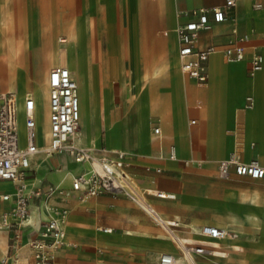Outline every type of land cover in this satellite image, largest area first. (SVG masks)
Instances as JSON below:
<instances>
[{"label":"crops","instance_id":"obj_1","mask_svg":"<svg viewBox=\"0 0 264 264\" xmlns=\"http://www.w3.org/2000/svg\"><path fill=\"white\" fill-rule=\"evenodd\" d=\"M95 1L96 6L100 9L98 14L99 19L97 21L100 24L103 22V25L102 27L90 28L89 26L88 28L84 22L90 16L91 6L94 0H0V38L2 40L0 50L6 53L10 52L11 49L8 45V39L16 36L20 38L19 44H22L20 48H24L23 53H26L25 55L37 52L42 49V37L56 36L59 29H62L65 33V36L61 35L63 36L61 39L64 38L62 42L66 43V39L71 38L73 40L74 67L71 71L78 81L81 119H83L84 124V130H82L80 123L79 141L84 145H97V143L89 140L88 133L90 132L96 135L98 132V139L93 140L100 144L98 146L116 148L117 146L115 144L108 142L106 100L109 96L112 102L117 105L119 96L120 100H122L129 77L132 78L135 76V79L137 78V62L134 58L133 51L136 53L137 60H139L137 53L139 52V46H141V40L143 38V26H141L140 35V27L137 22H144L146 19L145 17H139L137 15L138 17L136 20L134 19L132 28L127 24L125 30L114 33V30L108 29V22L114 18V5L123 6L125 1ZM224 1L175 0V9L177 12L178 9L190 10L202 6L213 7L222 4ZM261 1L263 5L260 8L252 7L253 0L239 1L234 9L233 18H227L222 22L215 23L211 29L201 31L199 46L206 47L214 44L219 47L225 42L226 45L235 36L234 29L238 33H244L254 29V33L248 42V57L244 59V67L249 69V53H251L253 47L258 48L264 54V38L260 34L264 31V0ZM108 3L111 4L109 11ZM158 18H164V16L161 15ZM62 20L63 23L60 27L59 22H62ZM13 21L18 22L16 28L10 27ZM127 22H129L128 17ZM162 22H165L166 25L162 29L163 34L166 29L172 32L173 30L168 26L173 23L174 27L176 18L172 21L165 19ZM159 24L158 27H160ZM157 35L159 34L157 33ZM174 35L177 41L178 58V40L176 33ZM164 36V39L169 38L170 32L168 35L164 34ZM27 39H30L31 46L26 45ZM92 40H95L96 50H92ZM106 48L108 52L117 55L119 59V66L117 68L120 70V75L115 78H111L107 74V68L103 63ZM219 49H222V47H219ZM218 52L223 55L221 50ZM214 53L210 55L208 60L209 82L212 55ZM224 59L226 60L225 57ZM227 62L230 61L227 60ZM128 69H130L129 73L127 72ZM115 83L119 84L118 89H115ZM123 85L125 86L124 89ZM0 88L14 90L18 94L17 89L14 87L5 88L0 83ZM192 91V107L199 110L203 109L210 98V86L208 98L203 107L196 105L197 88L195 79L192 82ZM250 93L256 97V105L251 109L245 108V110L256 108L258 103L256 92L251 91ZM247 95L243 99L244 106ZM82 107L88 113L84 112L82 114ZM262 108L252 113L251 117L256 118L262 116V112H264ZM113 111L114 109L111 108L110 113L112 114ZM49 112L50 106L48 119ZM190 112L188 113L190 114ZM192 118L197 119L195 124L200 120L194 114L188 120L189 126L195 125L190 123ZM178 122H180L179 117H175L173 123L176 124ZM155 124L161 125L163 145L168 150L169 145L174 144L172 141L174 138L170 137L169 140H166L163 132L164 123L161 120L155 121L150 126V134L152 137L151 130ZM235 128L238 130L242 128L240 114L238 115L237 112H235L234 125L231 128V150L223 158L229 157L236 148V140L234 141L233 133ZM81 133H83V137ZM243 136L245 144L239 140L240 144L238 148L242 153V157L248 161L258 159L264 165V130H258L256 132H245L244 130ZM128 140L127 144L130 147L127 150L121 147L117 148L129 152L128 168L135 174L138 184L143 188L156 187L172 191L176 195L172 198L159 197L150 193L148 199L163 217L180 219L181 225L178 229L180 235L184 238H194L195 242L202 243L215 242L206 237L194 235L195 233L192 232V227H190L191 223H197L200 226L203 224H215L226 227L231 231L225 224L212 222L218 220L217 217H203L204 213L212 215L219 212L220 195L218 188L221 182L236 184L238 186L237 193L239 192L238 189L242 188L252 191L259 185H262L261 190H263L264 182L250 180L254 178L249 176L233 173L229 179L221 178L215 161L222 156L219 155L213 142H209L207 137H200L195 143L191 136H179L180 149H178L177 144H174L177 147V159L158 157L157 141L154 137L150 139L149 144L134 142L132 138ZM45 142H47V139L43 141L38 139L39 145H44ZM227 148L223 152L224 155L227 153ZM194 152L202 154L206 158L200 159L194 157ZM187 159L193 160L186 163ZM197 160H200V162ZM87 168L88 164L76 162L67 153H54L47 156L43 151H38L31 157V169L28 174L29 187H43L45 184L51 182L67 188L71 186L72 176ZM158 168H161V170H158ZM1 182L10 184V186L0 189V195L15 190L14 181L3 180ZM208 189L210 190L209 194H207ZM51 203L57 208H68V216L65 222V243L55 252L54 259L50 264H161L159 261L161 252L167 251L176 255H180L181 253V250L173 240L159 237V232L164 231L163 227L144 208L126 196H113L103 193L86 199H80L76 195L66 200L53 198ZM13 204L14 202L12 200H2L0 198V238L1 240L3 239L0 242V260L2 264H37L26 241L30 235L37 233L41 222L48 218L49 214L42 208L40 198H32L30 209L33 225L23 230L22 242L19 246L15 247L13 245L12 231L1 224L2 214L9 210ZM229 211L230 209L228 210L225 206H222V210L220 211L221 213L227 214V220L230 216ZM233 212H235L234 209ZM247 222L250 223L248 219ZM258 226L260 227L259 224ZM104 227H110L111 230L105 231L103 229ZM261 228L260 234L263 232V235L260 241V250L257 255L243 256L232 252L229 256H226L224 253L226 247L215 242L217 245L216 255L206 256L196 254L195 258L197 263L264 264V228ZM235 241L234 245H237ZM24 252H27L26 256L22 255Z\"/></svg>","mask_w":264,"mask_h":264},{"label":"built area","instance_id":"obj_2","mask_svg":"<svg viewBox=\"0 0 264 264\" xmlns=\"http://www.w3.org/2000/svg\"><path fill=\"white\" fill-rule=\"evenodd\" d=\"M241 0H225L213 7L202 6L190 10L178 9L176 24L173 31L178 40V56L181 71L193 77L196 82V105L203 107L209 92L208 60L216 50L214 44L206 47L199 46L202 30L211 29L215 23L234 17V9ZM261 0H253L252 7H262ZM169 29L164 30L168 35ZM223 47L226 60L240 61L248 57V42L254 29L238 33ZM261 36L264 38V31ZM64 40V38L62 39ZM249 72L254 75L264 67V54L256 47L249 53ZM49 138L44 145H39L38 118L36 113V99L27 94L21 111L18 94L14 90L0 88V182L11 180L15 182V190L0 195L2 200H12L13 206L5 211L1 217V224L12 231L13 245L22 242L23 230L32 227L30 202L32 198H40L42 208L49 214L44 219L35 235H30L26 243L30 247L37 264H50L55 252L65 243V222L68 208L55 207L51 200L59 198L66 200L78 195L86 199L107 193L113 196H126L144 208L147 213L160 224L169 239L173 240L181 250L180 255L163 251L160 253L161 264H198L196 254L206 256L216 255L215 242H192L179 233L181 221L174 218L165 220L149 201V188L141 187L134 173L129 170V152L121 148H107L98 145H84L79 141L81 104L78 81L72 71L64 66H54L49 73ZM255 105L252 94L246 96L245 108L251 109ZM22 115V116H21ZM22 117V121H21ZM196 118L190 120L195 124ZM25 128L22 139L21 127ZM152 134L157 141L158 157L177 159V147L169 145L166 150L162 141V127L155 124ZM240 141H236V148L229 157L220 160L219 176L229 179L233 173L245 175L254 179H264V165L258 159L245 160L239 148ZM38 151L47 156L54 153H67L76 162L88 164V168L72 176L70 187H61L56 183H47L43 187H29L28 174L31 169V157ZM193 159H187L186 163ZM161 170V168H158ZM159 197L163 193H151ZM110 231V227H104ZM193 233L204 236L213 241H219L230 232L226 227L215 224H203L199 228H191ZM32 232V230H31ZM219 264V263H215Z\"/></svg>","mask_w":264,"mask_h":264},{"label":"rangeland","instance_id":"obj_3","mask_svg":"<svg viewBox=\"0 0 264 264\" xmlns=\"http://www.w3.org/2000/svg\"><path fill=\"white\" fill-rule=\"evenodd\" d=\"M124 1H125V3L126 2L128 3L129 9H127V6L125 3L123 4V6H119V5L115 6L114 5V12H113L114 18L112 21L108 22V26H109L108 29L109 30H114L113 32L117 33V32H120L121 30H125L127 24H129L130 27L132 28L133 21H134V19L136 20L138 16L139 17H145L146 21H144V22L138 21L137 22L138 26L140 27V31H139L140 35H141V26H143V28H142L143 29V31H142V37L143 38L141 40L142 41L141 46H139V52L137 53L139 55V60H137L136 53H134V51L132 50L134 58L137 62L136 63L137 64V76H136L137 78L135 79V76H133L132 78L129 77L128 85L123 92L122 100H120V96H119L118 97L119 99L117 100L118 101L117 105L114 104V106H116V107L113 106L116 114L111 119L110 124L108 123V120H107L108 142L110 144H115V146H117V147H121V148H124L127 150L130 146H129V144H127V140L124 137L125 131L131 130L132 126L135 123H138V122L140 123L141 121H146L145 129L140 131L141 132L140 136H142L143 141H144L145 137L153 138L150 134V126L155 121L161 120L164 123L163 132L166 136L165 137L166 140H169L170 137H173L174 139H172V141L174 144H177V146L179 147L178 149H180L179 136H184V135L191 136L192 140L195 143L197 142L196 140H198L200 137H205V138L207 137L209 142H213L214 146L216 143L222 144V146L224 148H223L222 152L219 153V155L222 157L219 158L217 161H215V165L217 166L218 173H219L220 160L223 157H225L226 155H228L230 150H231V146H232L231 128L234 125L235 112H236L237 108H239V111H240V119H241V125H242V128H239L240 130H239V136L238 137H239V140L242 141V140H244V136H243L244 130H245V132H247V131L256 132L258 130H264V119H263L264 112H262V116H260V117H256V118L251 117V114L254 113L255 111L259 110L261 107H263L262 108V111H263L264 101L262 102L260 96L256 93L257 99H258V103H257L256 108H254L252 110H245V106L243 104L244 96L246 94H252L250 92L254 91L253 90L254 84H250L248 89L243 93L241 100L236 105L237 108H236V106H233L232 110L226 111L225 102H224L225 100L223 99L224 97H221V94H219L216 97L212 96V99L209 98V104L208 105H210V106H208V110L206 111L207 122L205 120L204 111H202L201 109L199 110V109H195V108L190 110L189 105L186 103L185 95H183L184 100H185L183 112L177 111V110L175 111V109L173 110V108H172L171 110L169 109L168 111L163 113V111L161 109L156 108L157 107L156 105L158 104V102H154V99L152 100V98H150V95L147 94V91L145 90L147 85H143V83L150 81L149 83L153 87L154 91L158 92V90L160 88L159 81H162L165 79V72H163L160 75V77H164V79L155 78V77H157V75L154 74V71H155L154 69H157V68H164L165 69L164 66H165L166 62L169 60H172L173 57L175 56V54L177 56V41H176V37L174 35L175 33L173 31L170 32V37L164 39L165 36L162 32V29L166 27L165 22H162V21L165 19L171 20V21L175 19V12H176L175 2H174L175 0H173V1L167 0V3L163 4L165 6H162V4L160 3V0L159 1L158 0H147L148 5L151 8V11H149L152 13L151 15H146V14H144V12H142V10L144 11V7L142 6L143 7L142 8L141 6L138 5L139 1L138 2H137V0H124ZM95 2L96 1L94 0V2L92 3V7L95 4ZM107 6H108V11H109V8H111V4L108 3ZM92 7H91V11H90V16L88 17V19L90 21L89 26H90V28H96L100 25V22L97 21L98 20L97 15L99 14V12L92 10ZM162 7H163V9H162ZM115 8H117V9H115ZM159 10L161 11V13ZM164 10H166V11H164ZM98 11H100V9ZM127 13H128V15H127ZM160 14L161 15L163 14L162 16H164V18H158V15L161 16ZM127 17L129 18V22H127ZM59 24H60L59 26L61 27L62 22L60 21ZM158 24L160 25V27H158ZM102 25H103V22H101V27H102ZM89 26H88V28H89ZM168 27L173 30V23H172V25L170 24ZM157 33L161 37L159 35H157ZM60 35L65 36V33L63 32L62 29H59L56 36L54 35L53 37H51L52 43H51V46L48 45V49L52 50V49L57 48V42H58L57 37ZM0 40H1V38H0ZM19 40H20V38L16 37V36L8 39V43H9L8 45L11 49L10 52H7V55L9 56L8 66H10L11 68H14V69H15V67L19 66V70L24 72V74H25V77H26L25 82H27V85H26L27 88L30 91H32L36 85L35 77H40V78L46 77V78H48V74H49L50 69L57 64L51 63V60L49 57L50 54H48V49H46L45 44L43 43L44 42L43 40H42V49H40L37 52L29 53L27 55H25L26 53H23L24 48H22V47L20 48V46L22 44H19L20 43ZM59 42L61 45H65V42H62L61 40ZM225 43L219 47L223 48ZM12 44H13V46H12ZM169 44H170V46L171 45H173V46L170 48ZM26 45L31 46L30 39H27ZM91 45H92V50H96L95 49V40H92ZM106 52L108 53L107 54V59H108L110 52H108L107 48H106ZM110 55H112L113 60L112 59H111V61L106 60L107 65H105V66L107 68V74L111 78H115L118 75H120V70L117 68V66H119V59H118V56L115 54L114 55L110 54ZM167 55L169 57H166ZM217 55L223 63H226V64L235 63V62H227L223 58L221 53H219ZM159 58H161V59H159ZM1 71H3V70H1ZM127 72L129 73L130 69H128ZM1 73L3 74L4 72H1ZM179 73L182 74L183 76L188 77L193 82L194 79L189 77L188 75H185L181 71V69L179 70ZM153 75H154V77H153ZM244 76L248 80L251 81L254 75H252L249 72V69L244 67ZM257 76H262V81L264 83V67H263L262 71L257 72ZM3 82H5V83H3ZM0 83L3 87L10 88V85L17 83V79L15 76H12V77L7 76V79L5 81L2 77H0ZM136 84H137V86H136ZM167 84L171 85V82L168 81ZM114 87H115V89H118L119 84L115 83ZM263 87H264V84H263ZM14 88H16L18 93H19L18 86L14 85ZM49 88L50 87H49V83H48V89H47L48 97H49ZM124 88H125V86L123 85V89ZM169 90H170V92L172 90L170 88V86L165 88L164 91L169 92ZM135 91L137 92V97L132 98L133 92H135ZM170 92H169V94H170ZM212 102H213V105H212ZM106 111H107V109H106ZM188 112H190V114ZM194 114H196L200 120H198L197 124L189 126L188 120L190 117L194 116ZM180 115L183 117V119L180 122L174 124L173 121L175 120V117L178 118V116H180ZM37 117L41 121V125L39 127V140L43 141V140H45L43 128L45 125L44 122H45V118H46V111L43 107L39 111ZM21 121H22V117H21ZM80 123H81L82 130H84L83 119H81ZM21 133H22V137H23L22 139H24L25 128L23 126L21 127ZM110 139L112 140V142H110ZM227 139H228V143H227ZM89 140L93 141L94 139L92 140V138L90 137ZM139 143L142 144L143 142L141 141ZM143 144H145V143H143ZM146 144H148V143H146ZM226 148H227V153L224 155L223 152L226 150ZM193 156L200 158V159L206 158V156H204L202 154H197V152H194ZM250 180H254V181H258V182H264V179H250ZM8 186H10V184H3L0 186V189L8 187ZM261 186L259 185V187H261ZM237 187L238 186L236 184H233V183L221 182L219 184V188H218L219 195H220V197H219L220 203L218 205L219 212L214 213L212 215L204 213L203 217H206V218L209 216L217 217L218 220H214V221L211 220V221L215 222V223H220V224L226 225L227 224V214L221 213L220 211L222 210V206L226 207L225 201H226L227 195H229L232 190H237ZM149 188H151V187H149ZM152 188H156V187H152ZM209 193H210V190L208 189L207 194H209ZM262 218L263 219L260 223V227H262L261 229L264 228V214H262ZM260 227L258 226L257 228H254L253 226L246 224V226L244 227L245 235L237 238L235 241V243L237 244V245H235V247L239 249L241 255H243V256H254V255H257L259 253L260 241L262 240V235H263V232L260 234V230H259ZM251 234L255 235V239L252 240L248 237V235H251ZM194 235L199 236V237H204V236H201V235L196 234V233ZM227 237H228V235L226 237L222 238V240L215 241V242L218 243V242L224 241Z\"/></svg>","mask_w":264,"mask_h":264},{"label":"bare ground","instance_id":"obj_4","mask_svg":"<svg viewBox=\"0 0 264 264\" xmlns=\"http://www.w3.org/2000/svg\"><path fill=\"white\" fill-rule=\"evenodd\" d=\"M137 2H138L139 6H141V7L143 6L144 7V11L142 10V12H144V14H146V15H151L152 14L151 12H149V11H151V8L149 7L147 0H137ZM160 3L162 4V6H165L163 4H166L167 0H160ZM125 4L127 6V9H129L128 3L126 2ZM162 9H163V7H162ZM92 10H95L96 12H99L98 11L99 7L96 6V3L93 5ZM164 11H166V10H164ZM160 13H161V11H160ZM97 19H99L98 15H97ZM62 23H63V20H62ZM17 24H18V22H14L13 21V22H11V26L10 27H15L16 28ZM84 24L86 25V27L89 26L90 25L89 19L85 20ZM99 26L101 27V24ZM61 37H63V36L60 35V36L57 37V40H58L57 48L56 49H52V50L48 49V45L51 46L52 38L44 36V37H42V40L44 41L43 43L45 44L46 49H48V54H50L49 57L52 60V63L57 64V65H61L62 64L64 66L68 67L70 70H73V67H74V63H73V54L74 53H73V49H72L73 40H72V38L71 39H66L67 42L65 43V45H61L60 42H59L60 40L62 41ZM1 42H2V40H0V45H1ZM13 44H12V46H13ZM169 46H170V44H169ZM172 46L173 45H171L170 48ZM220 50L223 53V48L219 49V47H217L216 50L214 51L215 53L213 52L214 54L212 55V62H211V68H210L211 69L210 70V82H209L210 98L212 99V96L216 97L219 94H221V97H224L223 99L225 100L224 102H225L226 111L232 110V107L236 106L238 104V102L241 100V98L243 96V93L248 89L249 85L250 84H254V89L253 90L260 96L261 101L263 102L264 101V87H263L264 83L262 81V76H257V73H255L253 78H252V80L251 81L248 80L244 76L245 61L244 60L243 61L240 60V62L233 61L235 63H228V64L223 63L220 60V58L218 57V55H217V53H219L218 51H220ZM91 53H92V51H91ZM104 53L105 54L103 56L104 57L103 63L105 65H107V61H111V59L113 60V57H112V55H110V54H112L110 52L109 53V57L107 59V54L108 53L106 52V50H105ZM168 55L166 57H169ZM159 59H161V58H159ZM178 60H179V56L177 58V56L175 54V56L173 57L172 60H169V61L166 62L165 66H164L165 69L164 68L154 69L155 70L154 74L157 75V77H155V78L164 79V77H160V75L163 72H165V79L162 80V81H159L160 88H159L158 92L154 91L153 87L149 83L150 81L143 83V85H147L145 90L147 91V94L150 95V98H152V100L154 99V102H158V104L156 105L157 106L156 108L161 109L163 111V113L168 111L169 109L171 110L172 108H173V110L175 109V111L177 110V111L183 112V107H184V104H185V100H184V96L183 95H185V97H186V103L189 105L190 110L193 109L192 104L190 103V102H192V95H193L192 81L188 77L183 76L182 74L179 73V70H180L179 63H180V61H178ZM8 61H9V56L7 55V53L6 52H2L0 50V77H2L5 81L7 79V76H9V77L15 76L16 77L17 83L10 85V87H14V85L18 86V89H19L18 98H19V106H20V108H23L25 96L27 94H33L34 98L37 101V106H36L37 115H38V113H39V111L41 110L42 107L45 109L46 118H45V122H44L45 125H44V128H43V133H44L45 139H47V141H48V138H49V124H50L49 123V119H48V110H49L48 94H47L48 78H46V77L45 78L35 77L36 85H35L34 89L32 91H30L27 88V86H26L27 82H25L26 77H25L24 72L19 70V66L15 67V69L11 68L10 66H8ZM1 70H3V71H1ZM1 72H4L5 74L4 73L2 74ZM153 77H154V75H153ZM83 79H84V77H83ZM168 81L171 82V85L167 84ZM3 83H5V82H3ZM136 86H137V84H136ZM168 86H170V88L172 89L171 92L169 90L170 94H169L168 91H164L165 88H167ZM136 97H137V92L135 91V92H133L132 98H136ZM213 102H212V105H213ZM208 104H209V100H208L206 106L203 109H201L202 111H204L206 122H207V113H206V111L208 110V106H210ZM255 105H256V97H255ZM255 105H254V107H255ZM113 106H114V103L112 102L111 98H109V96H108L107 100H106V108H107L106 118H107L109 124L111 122V119L116 114L115 113V109H114ZM82 108H83L82 114L84 112L88 113V111L85 110L84 107H82ZM111 108L114 109L112 114L110 113ZM236 108H237V106H236ZM236 112L238 113V115L240 114L239 108H237ZM178 117H179L180 121L183 119V117L181 115L178 116ZM145 124H146V121H141L140 123L139 122L135 123L132 126L131 130L125 131L124 137L127 138V142L129 141L128 140L129 138H133L134 142L139 143V142L142 141L145 144L146 143L149 144L150 143V139H152V138L145 137L144 141H143L142 136H140V133H141L140 131L145 129ZM40 125H41V121L38 118V130H39ZM233 133H234V141L235 140L238 141L239 140V138H238L239 130L237 128H235L233 130ZM81 134H82L81 136L83 137V133H81ZM98 136H99L98 132H97L96 135L95 134H91L90 132L88 133V137L89 138L91 137L92 140L93 139H98ZM92 142L93 143L95 142V143H97V145H100L96 141H92ZM110 142H112L111 139H110ZM241 142L243 144H245V140H242ZM227 143H228V139H227ZM214 147H215V149L217 150L218 153L222 152V150L224 148L222 146V144H218V143H216ZM215 149H214V151H215ZM197 161L200 162V160H197ZM3 184H4V182H0V186L3 185ZM149 190H150L151 193H163L166 196H171V194H173L172 191L159 189V188H152L151 187V188H149ZM238 190H239L238 193H237L236 190H232L231 193L229 195H227L226 201H225L226 208L228 210L230 209V211H229V215L230 216H229V219L227 220V224L226 225L231 229V231L228 233V237L224 241L218 242V244H220L221 246L226 247L225 251L223 250L226 256H229L230 253H232V252L235 253V254H240L241 255L239 249L236 248L235 245H234V240H236L237 238L242 237V236L245 235L244 227L246 226V224H249V225L253 226L254 228H257L258 224L260 225V223H261V221L263 219L262 218V214H264V187H263V190H261V187H259V186H257V188L252 190V191H248V190H245V189H242V188L238 189ZM233 209L235 210V212H233ZM164 219L168 220V221H171L174 218L164 217ZM247 219L250 221V223L247 222ZM202 224H203V222H202ZM190 225H191L190 227H193V229H196V230L200 226L197 223H191ZM147 232H149V231H147ZM155 235H157V234H155ZM159 237H161V238H170L165 231L159 232ZM248 237L250 239H252V240L255 239V235L254 234L248 235ZM186 239L189 240V241L195 242L194 238H186ZM2 240L0 238V242ZM27 252L26 253L25 252L22 253V255L26 256ZM18 257H19V255H18ZM22 259H24V258H22ZM0 264H2L1 260H0Z\"/></svg>","mask_w":264,"mask_h":264}]
</instances>
